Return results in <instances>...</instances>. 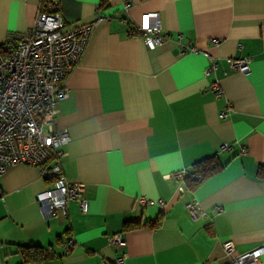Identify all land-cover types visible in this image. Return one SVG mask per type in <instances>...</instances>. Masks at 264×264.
I'll list each match as a JSON object with an SVG mask.
<instances>
[{
  "label": "crops",
  "instance_id": "crops-1",
  "mask_svg": "<svg viewBox=\"0 0 264 264\" xmlns=\"http://www.w3.org/2000/svg\"><path fill=\"white\" fill-rule=\"evenodd\" d=\"M53 1L69 28L94 22L102 2ZM43 4L0 0V42L28 33ZM154 12L168 40L149 49L131 32ZM102 14L110 19L66 79L54 122L71 134L62 166L85 184L86 212L70 201L50 214L37 202L52 185L39 168L10 167L0 177V264H226V240L241 253L263 246L264 0H133L128 11L108 0ZM232 58L249 59V74ZM211 59L218 69L205 76ZM214 157L223 168L195 190L184 182L182 194L174 174ZM193 200L206 217L191 216Z\"/></svg>",
  "mask_w": 264,
  "mask_h": 264
},
{
  "label": "built area",
  "instance_id": "built-area-1",
  "mask_svg": "<svg viewBox=\"0 0 264 264\" xmlns=\"http://www.w3.org/2000/svg\"><path fill=\"white\" fill-rule=\"evenodd\" d=\"M121 1L128 11L133 0ZM56 6L55 1L45 0L28 33L10 36L0 42V177L12 166L37 167L42 177L52 184L37 195V202L43 209L50 214L65 213L69 202L76 201L86 212L85 184L69 180L62 166L63 158L67 156L66 149L72 141L71 134L68 130H56L54 122L59 112L58 104L68 94L66 79L78 65L97 24L110 18L102 14L100 6L94 22L69 28ZM131 35L141 36L149 49H155L168 40L160 27L157 12L144 14ZM191 51L197 49L191 48ZM187 52L183 47L181 54ZM228 63L240 73L247 75L250 72V60L247 58H232ZM217 69L216 60L211 59L205 76ZM220 93L218 91L217 95ZM221 116L226 118L228 110ZM246 153V147H242L241 154ZM174 177L183 181L179 187L182 194L187 192L185 184L188 177L195 182L201 181L200 175L192 174V171L179 172ZM147 203L144 198L138 201L139 207ZM186 207L193 218L207 216L196 200L187 203ZM221 212V208H216V213ZM110 242L116 247L125 244L121 235L113 236ZM73 243L70 240L69 247ZM223 250L228 258L226 264H261L264 256V245L241 253L232 240L223 243ZM124 259L122 256L118 264H123Z\"/></svg>",
  "mask_w": 264,
  "mask_h": 264
},
{
  "label": "trees",
  "instance_id": "trees-1",
  "mask_svg": "<svg viewBox=\"0 0 264 264\" xmlns=\"http://www.w3.org/2000/svg\"><path fill=\"white\" fill-rule=\"evenodd\" d=\"M107 2H108V0H102L100 6H102L103 8L106 7L107 6ZM222 168H223V164L216 157L210 158V159H207V160H204L202 162H199V163L195 164L193 166L192 174L193 173L194 174H199L200 177H201V181L200 182H195L191 178L188 177V179H186V183H187L189 189L195 190L196 187L203 180H205L208 177L214 175L215 173L220 171ZM258 175L264 181V166H260L259 167ZM147 225H149L151 227L159 226L160 225V218H157L156 221H154V222H148L147 224H145V226H147ZM140 227H142V225L140 223H127L125 225V229L126 230L136 229V228H140ZM32 249L33 248H25V249H23V254H25L26 259L28 258L27 253H31L30 251ZM33 252H34L33 254H35V256H37L39 254H43V252H38L37 249H34Z\"/></svg>",
  "mask_w": 264,
  "mask_h": 264
}]
</instances>
